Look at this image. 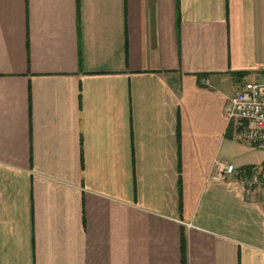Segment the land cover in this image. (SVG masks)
I'll list each match as a JSON object with an SVG mask.
<instances>
[{"label": "crops", "instance_id": "0c3cea01", "mask_svg": "<svg viewBox=\"0 0 264 264\" xmlns=\"http://www.w3.org/2000/svg\"><path fill=\"white\" fill-rule=\"evenodd\" d=\"M263 74L264 0H0V264H264L211 180L260 166L223 111Z\"/></svg>", "mask_w": 264, "mask_h": 264}, {"label": "built area", "instance_id": "2783aa9c", "mask_svg": "<svg viewBox=\"0 0 264 264\" xmlns=\"http://www.w3.org/2000/svg\"><path fill=\"white\" fill-rule=\"evenodd\" d=\"M223 116L235 140L250 148L264 151V74L241 86L231 98H226ZM211 180L223 181L235 177L243 187L245 198L264 199V169H236L229 162L215 161Z\"/></svg>", "mask_w": 264, "mask_h": 264}, {"label": "rangeland", "instance_id": "374dc122", "mask_svg": "<svg viewBox=\"0 0 264 264\" xmlns=\"http://www.w3.org/2000/svg\"><path fill=\"white\" fill-rule=\"evenodd\" d=\"M241 157L245 162H248L249 160L251 161L252 159V161H254L253 165H260L248 167L250 169L247 171L255 170V168H258V170L264 169V151L262 149L255 148L251 151V153L249 151H245ZM244 169L246 170V168Z\"/></svg>", "mask_w": 264, "mask_h": 264}, {"label": "trees", "instance_id": "16d2710c", "mask_svg": "<svg viewBox=\"0 0 264 264\" xmlns=\"http://www.w3.org/2000/svg\"><path fill=\"white\" fill-rule=\"evenodd\" d=\"M177 19H178V17H177ZM178 22H179V19H178ZM249 169H250V168H246V171L249 170Z\"/></svg>", "mask_w": 264, "mask_h": 264}]
</instances>
